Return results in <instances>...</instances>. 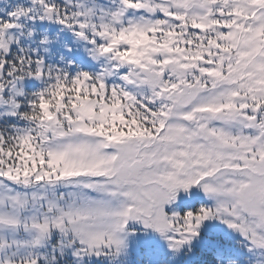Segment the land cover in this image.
I'll return each mask as SVG.
<instances>
[{"label":"snow or ice","instance_id":"6c2138e0","mask_svg":"<svg viewBox=\"0 0 264 264\" xmlns=\"http://www.w3.org/2000/svg\"><path fill=\"white\" fill-rule=\"evenodd\" d=\"M0 264H264V0H0Z\"/></svg>","mask_w":264,"mask_h":264}]
</instances>
